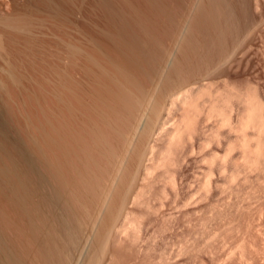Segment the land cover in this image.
Returning a JSON list of instances; mask_svg holds the SVG:
<instances>
[{
    "label": "bare ground",
    "instance_id": "6f19581e",
    "mask_svg": "<svg viewBox=\"0 0 264 264\" xmlns=\"http://www.w3.org/2000/svg\"><path fill=\"white\" fill-rule=\"evenodd\" d=\"M36 1L38 3L39 0ZM41 1L43 0H40V3ZM45 1L43 2L45 3ZM58 1L48 0V4L45 3L47 9L42 12L37 8L41 4L39 3L37 6L33 0H0V107L4 114L2 116L7 117V121L10 122L9 126H11V128L8 127L10 130H7L5 126L8 123L0 121L5 124L2 126L0 123V264H65L64 256L67 245L72 242L74 233L80 230L83 216L88 215L89 217L90 213L88 212L95 211L93 208L96 207V198H98L96 211L95 213L92 211L90 214L93 219L91 220V232L87 236V251L89 250L87 255L92 257L89 254V244L94 238L101 242L102 247L110 244L109 241L117 240L116 237L123 228L122 223L129 209L128 204L135 199L137 202V198H139L137 196L141 195V190H135L136 186L140 185L137 182H140L141 178L143 179L155 166L148 164L147 161L149 160L150 163L155 161L151 162L150 159H153L155 146L161 147V145H157L159 144L157 140V144L152 143L155 141L152 139L157 134L162 135L167 144L171 146L172 141H177L176 138L179 135L181 138V134H186L181 130L184 129L181 128L182 123L175 124L176 120L174 125L171 123L172 126L170 125L169 129L166 126L168 116L177 106L185 110L197 109L198 97L201 93L204 94L203 91L209 87H206L209 83H201L204 81L200 82L195 78L194 70L198 68L197 66L193 67V61H199L198 63L203 68L204 65L201 63L203 59V63H207V65L223 60L217 55L224 56L229 48H227L228 41L226 42V40L234 29L238 30L239 22L240 24L244 23L241 22L247 15L245 10V16L241 13L242 10L237 11L234 6L237 0H233L235 4L231 2L232 0L229 2L228 0H218L217 2L216 0H211L212 2L205 0V3L203 0H96L91 4L98 5L97 8L100 7L106 17L102 20L110 26L108 27L105 22L107 30H104L105 26L102 25L104 29L100 26L104 30L103 32L100 29L99 33L102 32V36H104L103 39H100V34L98 37L92 35L94 32L91 30L93 33H89L90 31L86 30L87 26L84 27L86 31L82 28L84 25L79 22L78 18L85 13H80L77 10L78 6H75L79 1L74 3L76 0H73L71 3L70 0H66L77 7L74 8L78 11L77 13L83 14L82 16L79 14V17L77 13L76 15L72 13V10L70 11L71 16L78 17V21L72 20L69 12L66 13L68 9L63 2L66 11L59 3L61 0ZM214 1L217 5H221L216 6L219 7V10L214 7ZM219 1L223 2L218 4ZM241 1L239 0L240 3L243 2L242 4L246 3L247 5V2L244 3L245 0ZM87 4L82 2L80 5L85 9ZM242 4L237 5V8L244 9L245 6H241ZM194 6H197V9L196 7L194 9ZM88 7L90 8V5ZM214 8L217 9L215 12L219 11L220 17L217 14L215 16ZM96 11L98 10L96 9ZM238 12L241 13V17L244 16L242 21H239ZM92 14L94 13L92 12ZM215 17H217L220 27L218 24L214 25H217L218 28L221 29L226 24L230 27H224L228 29H224L226 34L227 31H230L229 29L232 31L228 33V37L224 34L223 29H221L222 31L218 29L219 36L216 31L217 26L216 28L209 26L211 23H217ZM208 19L213 22L208 23L210 22ZM47 20L52 24L51 28L56 25L57 29L60 26L62 28L67 26L65 29L67 32L63 28L65 34L63 30V32L61 31L62 28H59V32L61 31L63 36L67 34V38L62 37L66 41H63L66 43V48L62 53L55 48L60 46L62 48V45L55 46L54 51L52 49L45 50L48 48L45 47L46 44L43 42L45 40L41 34L44 33V28L46 29L50 25ZM45 23L48 25L46 26ZM205 23L209 26L208 28ZM79 24L82 26L80 27ZM68 27L73 29L68 30ZM74 27L78 32L74 30ZM241 27L243 26L241 25ZM108 28L110 29L108 30ZM90 29L92 28L90 27ZM205 29L211 30V33L213 29L215 30L217 35H214L215 40L220 37L222 40L223 36L226 37V40L223 38V42L226 44L218 40L226 47L221 49L224 54L219 50L223 45L220 48L218 45L215 46L219 42L216 43L217 40L215 42L214 38V44L211 42L212 40L209 41L213 44L211 46L215 47V49L211 47V55L214 53L215 59L211 55V58L207 57L211 52L207 48L209 44L207 41L213 35L209 31L207 37H204V32L205 34L207 32ZM41 30H43L42 33H40ZM72 30L75 32H71ZM96 30L95 32H97ZM59 32H54L53 35L61 37V34H56ZM199 32L202 34L200 39L203 41L200 40V42L202 41L203 46L199 45L200 42L197 40L199 38H196ZM39 33L42 36V44L38 38ZM209 35L212 37L208 39ZM49 37L48 41H51ZM104 38L107 39L105 40L107 43L110 42L108 45L106 44L109 49L105 47ZM48 41L46 40L47 43ZM204 42L208 44H204ZM204 45H206L205 50H207L206 53L209 52L208 54L204 53ZM199 46L204 48H201L200 51ZM43 47L44 49H41ZM107 49L109 51L113 49L114 53L116 51L118 53L116 52V56L112 55L113 52H109ZM224 49H227L226 52ZM176 50H179V54L176 53ZM215 51L221 52V54H217ZM38 53L43 54L41 56ZM118 54L121 58L117 57ZM205 55L211 61H206ZM48 57H52L50 59L52 61L55 58L54 61L58 63H51L52 61L50 62ZM40 62L47 64L48 71L51 73L47 72L46 75L49 73L52 77L55 76L56 82H53L54 77L53 81L50 77H48L50 81L48 80L44 75L45 70H41L46 65H43L42 68ZM39 65L40 67H38ZM201 67L198 71L201 70ZM33 69L44 72L41 75V72L38 71L42 77H37V73H34L36 70L32 72ZM250 99L254 98L251 97L248 100L250 101ZM247 105V113L243 118L247 120L245 123L257 121L260 124V129L264 131V118L260 115L262 106L259 104L260 107L253 100ZM197 111L199 110L197 109ZM210 111L212 109L209 110V114ZM195 114L197 115V113ZM184 115L187 117L186 114ZM121 116L127 118H124L125 121L127 120L126 123ZM185 116L183 117L186 118ZM227 116L228 114L225 115L224 112V121L229 118ZM118 117L121 118V122L124 121L122 125ZM225 117L227 118L225 119ZM115 118L119 123L115 121ZM184 118L183 120H185ZM179 119L177 120L179 121ZM186 119L189 120V118ZM190 119L192 118L190 117ZM188 124L186 127L189 126ZM105 129L109 130L107 133L112 135L117 143L114 141L111 143L113 139L108 138L109 134L105 132ZM189 129L191 128L189 127ZM189 129L187 130L189 131ZM138 137L142 139L138 140ZM135 140L138 141V144ZM115 144L117 147L120 144L125 147H119V150H126L127 147L125 152L134 154V163L131 161L130 171L128 174L126 171L127 177L122 180L123 183L118 178L126 176L123 170L129 168L123 166L121 171L122 165L129 164L123 162L130 159L129 156L132 157V154L126 153L128 157L125 154L122 156L123 150L119 151ZM168 145L164 144L162 149L173 148ZM114 149H117L119 154ZM129 150L131 151L129 152ZM260 152H263L261 148ZM97 155L99 157L101 155L102 160L105 158L110 160L112 170L105 169L104 165L101 166L105 160L102 161ZM125 157L127 158L125 159ZM167 160H169V156ZM106 163L108 167L109 164ZM150 165L153 167L151 168ZM105 180L109 181L110 186L104 184ZM118 180L120 183L114 185ZM120 184H122L121 188H117V185ZM111 186L116 187L119 191L114 190ZM141 186H138V189L139 187L143 188L142 183ZM103 189L104 191H102ZM111 190L118 192H115L117 196L113 194L114 191L112 192L115 199L110 193ZM101 191L106 195H102ZM108 201L113 203V207ZM83 207L89 208L84 210L85 213L88 212L83 216L78 215L77 211L83 210ZM103 207L109 211L106 208L104 211ZM57 209L60 210L56 212ZM84 211H82L83 214ZM103 211L107 213L104 214ZM103 214L106 216L104 217L106 220L103 219ZM78 216H82L80 217L81 224ZM117 241L119 242V240ZM113 244L115 245V242ZM115 251L117 250L115 249L114 253ZM89 257L88 260L86 259L87 261H90ZM93 258H91L93 262L97 261L95 256ZM112 260L110 259V262ZM90 262L95 264V262Z\"/></svg>",
    "mask_w": 264,
    "mask_h": 264
},
{
    "label": "rangeland",
    "instance_id": "374dc122",
    "mask_svg": "<svg viewBox=\"0 0 264 264\" xmlns=\"http://www.w3.org/2000/svg\"><path fill=\"white\" fill-rule=\"evenodd\" d=\"M35 1L36 0H33V2L38 6L40 0L38 1V3H36L37 1L36 2ZM43 1H41L40 3L41 5L37 7L38 9H41L42 12H44V10L47 9L46 4H48L47 2L48 0L45 1L46 4ZM71 1L73 2V0H70V2ZM78 1L80 2V0H76L74 1V3L75 2L77 3ZM84 1L85 0H81V3L82 2L86 4L88 3L87 5L88 6L90 5V8L87 5H85L86 7L84 6L85 7L84 9L82 6L84 4L80 5L81 3L79 2L78 4L80 5L81 8L79 7L78 4H75V6H78V8L74 7V5L71 4L72 2L71 3L66 2V0L65 1L61 0L59 3L61 4L62 8L65 11L68 9L66 13L69 12L71 19L73 18L72 20L75 19L77 20L78 18L76 16L77 14L80 17L81 15L80 13L83 14L85 13L86 14V15L84 14L85 16L82 14L83 16L81 15L82 17L78 18L79 22L82 25H84L82 28L85 30L84 27L87 26L86 30L88 29L90 31L89 33L91 34L94 32L92 35H96L98 37V34H100L99 32L102 29H104L102 28V25L105 26L104 25L105 21H103L106 18L104 16L105 14L100 9V7L97 8L98 5L97 6L95 5L96 6L95 7L94 5L91 4V2L96 0H92V1L86 0L88 2H84ZM203 1L205 3L206 1L209 0L206 1L203 0ZM217 1L218 0H216V2ZM229 1L230 0H228V2ZM234 1L232 0L231 2ZM62 2L67 9L63 6ZM216 2L215 1L213 2L215 3V5L213 4L215 8H217L216 6H219L220 5L219 3H222L223 1L221 2L219 1L218 2L219 5H217ZM245 2H247V5ZM256 2L258 6L256 5ZM95 3L97 4V2ZM242 3H240L239 0H237L236 4L234 2L235 5L231 3L234 6H236L237 11L242 10L241 13H243L244 16L247 13L246 17L242 15L244 18H246L244 19L243 17L240 16L241 15V13H239L240 11L238 12L240 17L239 21H242L243 18L244 21H242L241 23L243 22L244 23L240 24L239 22L238 30L237 29L233 30V32H235V35H233L231 29H229L230 31H227L228 29L224 28L226 26L228 27L227 24L223 27L224 23H222L223 28L221 29H223V32L224 29H227L226 30L227 34L225 32L224 34H226V36L227 35L229 36L228 33L232 32V34H230V36L232 37L227 36L228 40H226V37L223 36L222 34L223 32H222L221 33V35L223 36L222 40L220 37V39H216L217 40L216 42L215 40L216 37L214 36L216 35V32H214L215 30L213 29L212 33L211 30H209L210 34L213 35V37L210 35L208 36V39L212 37L207 41L208 43L211 40H212L211 42L213 43L214 37H215L214 41L216 43H218L219 41L223 42L224 39L226 40V42L228 41L227 48L228 47L229 48L228 50L224 49L225 52L227 50L225 54L224 52H222L223 50H221L223 47L226 48L225 45H223L225 42H223V44H220V42L218 44H215V46L218 45L219 48L220 46L223 45L219 50L222 52V54H224V56L217 55V57L219 56V58L220 59L223 58V60L211 62V64L209 65H207V63L206 64L203 63L204 59L202 60V62L200 60V62L204 65L203 68L201 67V64L198 63L199 61L198 62L193 61L194 64L192 63L193 67L197 66L198 69L201 67V70L199 71L198 69H195L196 71L194 70L195 78L197 80H200V82L204 81L201 83H205V84L209 83V85H206V87L207 86L209 87H207V89L203 91V93L204 92L205 93L204 94L201 93L200 96L202 97L198 95L199 99H197L198 100L197 109L199 111H197V109L194 108L190 110H185L183 108L182 109L179 108L180 106L179 107L177 106L169 114L168 116L169 118L167 120L166 126L169 127L171 123L174 125V122L176 120L175 124L181 122L183 125L182 126L180 124L182 126L181 128H184L181 130L184 131V133H186L184 135L181 134V138L180 135L179 137L176 136L178 137V138L175 137L177 141L176 140L172 141L173 144L171 142H168L171 143V146H173V148L167 147V149L169 150H166L165 148L162 149L164 144L168 145L166 139H164V136L162 137V135L157 134L155 135L157 137V138L155 137L156 139L153 137L154 139L152 140L155 141H152V143L154 142V144H157L156 142L157 140L159 143L157 145H161V147L155 146L154 154L156 155L153 154V159H150V161L152 162L153 160L156 161V159L159 158L160 159L159 161L157 160L156 163L155 161H153L152 163H150L149 160L147 161L148 164L155 166L153 167L150 165L151 168L153 167L151 172H149L143 179L141 178L140 182H137V184L140 183V185H137L135 190H141V193L140 191H137L141 195L137 196L139 197L137 198V202H135L136 201L135 199L133 201L135 203L130 202L131 205L130 203L128 204L129 209L127 210L126 218H124V221L122 223L123 230L122 229L121 230L123 232L120 230V232L117 235L119 237V235L121 234L119 239L118 237H116L120 243L117 240H115L114 241L115 245H114L113 244L114 242L112 240L109 241L110 244L108 243L106 246L102 247L101 242L98 241L97 239L94 238L93 240H91L89 244L90 245L89 254H91L92 256L91 258H93V256L97 258V261L94 260L95 264H110V263L111 264H264V147L262 148V146H264V131L260 129V124L257 121L255 122L253 121L252 123L251 122L245 123L247 120L246 118L243 119L244 115L246 116L245 113H247L246 109L248 107L246 108V106H248L247 104L248 103L250 104L252 100L254 103L256 102L258 103V105L260 104L262 106L261 107L259 105L261 107L260 115H262V117L264 118V0L263 1L245 0L244 1L245 5ZM44 4L46 7L44 6ZM240 4H242L241 6L244 5L246 8L243 6L244 9L243 8L238 9L237 5ZM42 6H44L43 7L44 9L42 8ZM195 7L197 9V6H194V9ZM74 8H77V10L80 13H77L78 11ZM215 8H214V12L217 9L219 10V7L217 9ZM96 9L98 11H96ZM41 10L39 11L41 12ZM71 10L72 13L75 14L77 13L76 15L73 14L76 16V18L75 16L74 17L71 16V12H70ZM244 10H245V14H244ZM92 12L94 14H92ZM101 12H103L102 14L103 16L101 15ZM88 13L90 14V16ZM216 14L220 17L219 11L215 12V16ZM217 17H215L217 23L214 22L212 24L211 22H213V20L211 21L210 19H208L210 20V22H208L207 20L206 23L207 22L211 23L209 24V26L211 28L212 27L216 28L217 25L214 24H218L219 26V22H218L219 17L218 19ZM97 19L99 20L97 21ZM90 20H92L93 22ZM47 21L48 23H50L49 20ZM48 23H45V25L47 26ZM105 23L106 25L108 24L107 22ZM206 23L205 26L206 28H208L209 26ZM81 24H79L80 27L82 26ZM241 25L243 27H241ZM50 26H52L51 23L46 27V29L44 28V33L41 34L43 36V40H45L43 42L46 44V46L45 44H43V46L48 48V49L45 48V50L52 49L54 51L55 46L62 45L63 46L62 48H60L61 46L59 48L55 47L57 48V50H59V52L61 51L60 53H62V51H64L63 49L66 48L65 46L66 41L63 40L64 38L62 39V37L64 36L66 37L67 34L63 36L61 33L65 29H67L66 28L67 26L65 28L63 27L64 30L62 26L58 27V29L56 28L57 25L54 26L55 29L54 27L51 28ZM100 26L102 29L100 28ZM218 26L216 31L217 33H219L218 35L220 36L219 30L221 29L218 28ZM80 27L78 28L80 29ZM90 27L92 29H90ZM59 28H62L61 31L62 30L63 31L59 32ZM70 28L73 29L72 27ZM70 28L68 27V30H70ZM51 29H53L54 31L52 30L53 31L52 32ZM109 29L110 28H108V30ZM49 30L52 32V35L54 32L58 31L59 33L56 34L57 35L61 34V37L60 36L56 37L55 35L50 36L51 32ZM74 30L76 31L77 29H75L74 27ZM74 30H72L71 32H75ZM95 30L97 32H95ZM104 30H107L106 26ZM104 30L102 31L104 32ZM65 31L67 32V30ZM205 31L207 30L205 29ZM209 31H207L206 34L204 32L203 34L204 37H207V33ZM42 32L43 30H41L40 33ZM197 34L198 35H196V38H199L197 40H199L198 42H200V40H202L200 39L202 37V34H200V32ZM199 35L201 36L199 37ZM40 36H38V38L39 41L41 42L42 36L41 37ZM48 37L50 38L49 40L51 41H48ZM103 37L104 36H102V32H101L100 39H103ZM46 40L48 41V43L46 42ZM105 40L107 39L104 38L105 47L109 49L107 45L110 42L108 41L107 43ZM55 41H57L56 43H58V45H56ZM63 41L65 42L63 43ZM202 41L199 43V45L203 44ZM43 42H41V44ZM207 42H204V44ZM210 43L207 45L208 50L210 49L209 51H211V47H212L211 45L214 44V43L213 44ZM202 46L201 48L203 49L205 47L204 48L205 50L206 45H204V47ZM198 48H200V46ZM212 48L215 49L214 46ZM41 49H44V47ZM216 50L218 52V47L216 48ZM110 51L113 52V54L111 53L112 55L115 54L117 55L118 53L116 50L115 51L117 53L116 52L114 53L113 49H110ZM178 51L179 50H176V53H178ZM206 52L207 50H205L204 52L205 54L209 53ZM221 52L217 54H221ZM211 53L212 51L208 54L209 55L207 56L208 58L210 57ZM38 54L40 55L41 53ZM213 54L211 55L212 58H214ZM119 55L120 54H118L117 57L121 58V56ZM48 58L49 60L52 59V57H48ZM208 58H206L205 55L206 61L208 62L211 61ZM54 60L55 58L53 59V61L50 60V62L52 61L51 63H54L55 62ZM56 63L58 62L56 61L54 64ZM197 63L198 65H196ZM40 64L41 67L43 65L44 66L46 65L44 69L40 68L42 71L45 70L44 75H46L47 72H50L48 71L47 64L45 63L43 64L42 62H40ZM38 67H40V65ZM31 69L29 70L31 71ZM41 70L33 69L32 72L35 71L34 73H37L38 76L33 73L34 75H36L37 77H42L40 76V74L43 75L44 72H42ZM38 71L41 73L38 74L39 73ZM49 75L51 74L48 73V75H46L47 78L50 77L51 80L55 78V80L52 81L56 82L57 80L56 77L53 76L54 77L53 78L52 75L51 76ZM248 97L249 98L252 97L254 99H250L249 101ZM211 109L212 111H210L209 114L208 112ZM1 110L2 108L0 107V121L5 124L8 123L7 124L8 126L6 125L5 127H7V130L8 129L10 130L11 128V126H9L10 122L7 121L8 120L7 117L2 116L4 114L2 112L3 110L2 111ZM224 112L225 115L228 114L229 116V118H227L228 116L225 117V119L227 118L226 121H224L223 119ZM191 113L194 114L192 115ZM195 113H197V115ZM184 114H186L187 117ZM181 115L185 116L186 118H189V120H187ZM182 117L187 121L183 120ZM190 117L192 119H190ZM262 117L260 116L261 120L263 119ZM124 118L125 117H122V120ZM116 119L117 118H115V121ZM120 119L121 118H119L118 120L122 125V123L127 118H125L124 121L122 122ZM177 119H179V121ZM190 120H193L194 122H191ZM242 120L247 125H245L242 122ZM126 122L127 120L124 123ZM186 123L189 125L188 127H186L187 126ZM5 124H2V126ZM191 125L193 126V128ZM189 127L191 129H189ZM170 128L171 127H169V129ZM187 129H189V131ZM107 130L105 129L106 133ZM182 131L180 132L183 133ZM140 137H138V140L142 139ZM142 137L144 138V136ZM108 138L113 139L111 143H113V141L114 143H117L115 142L112 135L109 134ZM137 142L138 141H136V143ZM115 145L117 147V144ZM120 145H118L117 149L119 147L125 148ZM158 147L160 150L158 149ZM260 148L261 150H263V152H260ZM117 149H114V151L115 150L117 151ZM122 150L124 153L120 152L121 155L122 156H124L123 154L126 155L127 152L125 151L127 150V147L126 150L125 149ZM119 151H117L118 154ZM130 151L131 150H129V152ZM160 151H162L163 153H161ZM168 153H170L171 155ZM127 154L130 155L132 153L130 154L127 153ZM121 155L120 157H122ZM168 156H169V160H167ZM98 157L97 159H99L102 156L100 155V157L99 158ZM127 157H125V159ZM133 157L134 154H132V157L131 155L129 156L130 159H126L127 161L123 162L125 164L128 163L129 164L126 166L122 165L121 171L123 170V166L124 168L127 169L129 168V169L123 170L124 175H126L123 177L124 179L122 178V176L120 177L121 179L118 178L119 180H121V182L122 180H125V177H127V174L130 171L131 161L132 163H134L135 159ZM104 160H102L104 161V163H102L101 166L104 165L105 169L107 168L112 170L111 168L112 165L110 164V160L108 161V159L106 160V158ZM106 162H108L110 166L108 165L107 167ZM103 178L105 177L103 176ZM105 179L107 180V178ZM105 181H103L104 184L109 185V181L108 182ZM118 181L115 182L114 185L120 183V181L119 182ZM141 183L143 184V188H140L142 187ZM134 184H136V182H134ZM121 185L122 184H120L119 186L117 185V188L118 187L121 188ZM138 186H140L139 189ZM112 188L114 190L119 191V189H117L116 187H115L116 189L114 187ZM104 189L102 191H104ZM113 191L111 190L110 192L111 195ZM117 191H114L113 194L116 195V193H118ZM104 194L106 195L105 192H102V195ZM112 197L114 199L116 198L113 195ZM97 199L98 198H96V203H95L96 207H97L96 204L98 202ZM108 200H110L109 197ZM109 204L110 205L112 204L113 207V203L110 202ZM108 206L106 207L108 208ZM96 207L93 208L95 209V211H96ZM106 207H103V210ZM107 208L106 210L109 211V209ZM79 209H81V206H79ZM86 209L89 208L85 207L83 210H79V212L77 211V213H79L78 215L80 214L82 216L85 215L88 212L87 211L85 213L84 210ZM59 210L60 209H57L56 212ZM76 210H78L77 207ZM82 211H84V214ZM90 211L88 213L91 214L92 211L95 213L94 210H90ZM104 211L103 213L106 214L107 212ZM90 214L89 217L88 215L83 216L82 218L83 221L81 220L82 225L80 230L74 233L72 242L67 245L66 255L64 256L65 264H81L82 262L83 263L88 262L87 264H91L90 261L94 263L93 260L89 257L90 255L89 256L87 255L89 251V250L87 251V247H88L87 236L91 232V225H92L91 220L93 219V217L91 219ZM104 214H103V219L104 217H106L104 216ZM92 215L94 216L95 214ZM80 217L78 219L79 223H80ZM116 242H118L119 244ZM116 245L118 246V248ZM114 248L117 250L115 251V253H114L115 250ZM110 255L114 258H112ZM88 257L90 261H87ZM110 259H113L112 262H110Z\"/></svg>",
    "mask_w": 264,
    "mask_h": 264
}]
</instances>
